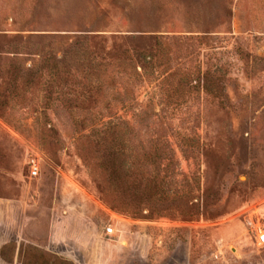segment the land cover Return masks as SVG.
<instances>
[{
  "label": "rangeland",
  "instance_id": "rangeland-1",
  "mask_svg": "<svg viewBox=\"0 0 264 264\" xmlns=\"http://www.w3.org/2000/svg\"><path fill=\"white\" fill-rule=\"evenodd\" d=\"M248 208L264 0H0V264H264Z\"/></svg>",
  "mask_w": 264,
  "mask_h": 264
},
{
  "label": "built area",
  "instance_id": "built-area-1",
  "mask_svg": "<svg viewBox=\"0 0 264 264\" xmlns=\"http://www.w3.org/2000/svg\"><path fill=\"white\" fill-rule=\"evenodd\" d=\"M30 172L32 176L36 177L40 170L39 158H31L29 161ZM242 215L245 218V225L249 232H251L259 245H264V222L263 219L255 208H248ZM113 228H108V233L112 234Z\"/></svg>",
  "mask_w": 264,
  "mask_h": 264
},
{
  "label": "trees",
  "instance_id": "trees-1",
  "mask_svg": "<svg viewBox=\"0 0 264 264\" xmlns=\"http://www.w3.org/2000/svg\"><path fill=\"white\" fill-rule=\"evenodd\" d=\"M153 60H154L153 57H150V58L147 59V61H149L150 63H152ZM55 70L58 72V68L57 69L55 68ZM108 126H114V124H109ZM109 130L110 129H108V130L105 129V130L102 131V133H101L102 137H100L99 140H98V144L100 143L99 145H104V143H106V141H107L106 140V136H107V133H108L107 131H109Z\"/></svg>",
  "mask_w": 264,
  "mask_h": 264
}]
</instances>
